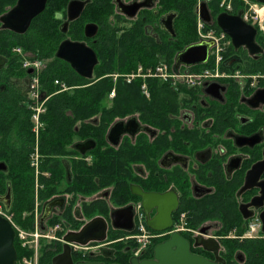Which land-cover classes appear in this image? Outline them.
<instances>
[{"label": "flooded vegetation", "instance_id": "af4514ba", "mask_svg": "<svg viewBox=\"0 0 264 264\" xmlns=\"http://www.w3.org/2000/svg\"><path fill=\"white\" fill-rule=\"evenodd\" d=\"M72 1L46 0L20 34L6 28L4 18L21 0H0V216L15 231L16 264L24 256L35 257V251L19 246L18 228L44 235L37 264H54L66 246L68 264H161L157 248L162 259L171 256L177 264V258L184 262L188 256L219 264L255 260L264 246V69H231L239 59L227 69H178L186 66L177 67V59L189 46L210 42L201 37L198 25L203 34L230 39L218 18L241 14L245 22L247 2L264 3L185 0L189 13L180 15L178 0H76L85 6L70 20ZM194 16L198 40L180 46L178 27L189 25ZM170 17L173 32L164 26ZM245 23L258 30L261 45L259 29ZM89 25L95 32H87ZM134 34H139L137 41ZM40 39L42 52L13 47ZM50 41L57 43L56 56L66 42L92 50L98 59L93 76L100 57L121 56L123 45L174 59L132 70L134 80L122 82H139L142 97L116 107L113 89L115 96L102 101V110L110 113L90 117L87 129L79 121L68 139L67 115H58L59 129L51 128L52 96L41 82ZM242 52L255 66L264 48L259 56L235 49L236 55ZM27 62L39 63V69ZM161 65L169 68L166 78L157 69ZM206 72L213 78L193 84L178 79L179 74ZM116 73L105 77L113 81L132 75ZM105 116L113 118L104 123ZM99 219L106 225L104 240L85 245L67 241ZM173 238L176 244L168 247Z\"/></svg>", "mask_w": 264, "mask_h": 264}, {"label": "trees", "instance_id": "16d2710c", "mask_svg": "<svg viewBox=\"0 0 264 264\" xmlns=\"http://www.w3.org/2000/svg\"><path fill=\"white\" fill-rule=\"evenodd\" d=\"M70 0H64L65 4L68 3ZM53 2H58V0H50ZM185 0H178V9L180 10V15L184 12L185 14L189 13L187 10V6L184 4ZM181 17V16H180ZM189 25H179L178 27V37H179V44L181 45H189L197 42V24L195 16L191 19ZM207 28V27H206ZM209 29V28H207ZM218 32L220 29L218 27L215 28ZM133 40L139 38V34L133 35ZM43 37L41 33L40 38ZM43 40L40 39L32 41V40H22L14 43L13 47L22 46L26 49L33 50L35 53L38 49L40 52L43 50ZM260 43H264V38L260 37ZM126 44V42H125ZM164 46V45H163ZM50 55H47L49 58V64L47 67V71L42 74L41 82L44 84L45 88L48 90L51 97L48 106V114L51 115V128L52 129H59L58 126V115L65 114L66 117V131L68 139L74 136V129L76 128L78 122H82L87 129L85 123L88 119L92 116L98 114H109V111H103L102 108V101L106 99L114 88V82L109 79L100 80L90 86L87 87H80L85 83L86 79L81 78L76 74V72L68 65L67 63L63 62L62 60L58 59L57 56L54 54L56 51L57 43L50 41ZM182 49V48H179ZM234 48L230 46L227 55H231L232 50ZM141 47H137V49L133 50L131 47L129 48L128 45H123L122 48V55L119 57H110V56H102L100 57V63L96 68L97 78L102 77L104 75L110 74L116 71L122 72H131L141 64L146 68L154 67L159 63H172L174 57L173 56H165L162 57H155V56H148L147 54H143L141 51ZM39 59H43V57H39ZM206 67L209 66L208 64ZM210 67V66H209ZM182 68V67H181ZM178 68V69H181ZM186 69H195L198 70L199 68L196 67H185ZM55 81H59V83H63L65 86L69 88H74L70 92H62L58 93L62 90L61 86L55 85ZM79 87V88H77ZM57 93V94H56ZM56 94V95H55ZM142 97L140 94V83L136 82L134 84L128 85L122 81L117 83V96H116V107L124 108L125 105L128 103L130 98H139ZM116 110L114 111V113ZM119 115V113H116ZM113 117H109L106 119L104 117V123L109 122L112 120ZM84 128V127H83ZM20 250V249H19ZM21 251V250H20ZM19 251V252H20ZM249 264H264V246L260 245L258 248V257L255 260H251L248 262Z\"/></svg>", "mask_w": 264, "mask_h": 264}, {"label": "water", "instance_id": "95a60500", "mask_svg": "<svg viewBox=\"0 0 264 264\" xmlns=\"http://www.w3.org/2000/svg\"><path fill=\"white\" fill-rule=\"evenodd\" d=\"M264 3V0H257ZM30 0H21L19 8L11 12L4 18L5 27L9 28L17 33L23 34L29 28V25L33 18H35L45 7L46 0H34V5L30 4ZM85 3L80 1H72L69 5L70 20L76 19L82 12ZM205 11V10H204ZM206 21H209V17H205ZM170 22L164 24L167 30L170 29L173 32L172 21L173 17L168 19ZM219 28L230 38L232 46L235 49L246 48L251 55L259 56L263 53V48L257 43L258 30L246 24L241 19V14L237 16L221 15L218 18ZM96 27L94 25L87 26V32L94 31ZM95 32V31H94ZM214 44L203 42L189 46L184 52H182L177 59V67L184 65L186 67H194L197 65H203L208 62L209 53ZM57 58L70 64L72 69L81 77L92 80L94 68L98 64V59L92 50L86 48L83 44L66 42L63 43L57 52ZM262 221L264 225V215H262ZM116 221V216L114 217ZM98 226V231L95 232ZM106 225L99 219L93 224L86 227L80 234H71L67 237L68 242H75L82 245L87 244L90 240L102 241L105 239ZM15 231L11 223L0 216V264H16L17 252L14 246ZM176 242L174 238L167 246L174 247ZM66 253L63 257L56 258L54 264H68L70 259L68 246H66ZM157 257L162 260L161 264H177L171 256L168 258L161 257V250L157 248ZM187 257V256H186ZM189 258V259H188ZM180 264H219L218 262H209L197 256H188L187 261L184 262L177 258ZM137 264V263H134ZM145 264V263H143ZM156 264V263H148ZM159 264V263H158Z\"/></svg>", "mask_w": 264, "mask_h": 264}, {"label": "built area", "instance_id": "2783aa9c", "mask_svg": "<svg viewBox=\"0 0 264 264\" xmlns=\"http://www.w3.org/2000/svg\"><path fill=\"white\" fill-rule=\"evenodd\" d=\"M247 4L249 5V9L244 15V21L248 22V23L249 22H252V23L259 22L261 29L264 30V5H262V4H250L248 2H247ZM227 9H231V4L227 5ZM201 31H202V28L201 29L199 28V33H200L201 37L204 39H207L208 41H211L214 44L212 46L211 53L214 49L219 48L221 39L225 38L224 36H218V35H215L214 33L203 34ZM219 55L220 54L215 55V61L214 62L216 63V66H218L220 61H221V58L219 57ZM210 56H211V54H210ZM26 66H35L36 69H39V63L31 64V63L27 62ZM157 69L162 70V72H163L162 78L167 77L166 71H167V69H169L167 66L161 65ZM213 76L214 75L211 72H206L202 75L179 74L178 79L181 78L182 82H185L187 84H193L198 79L213 78ZM126 78L130 82V81L134 80V75L133 74L128 75ZM56 84H59V81H56ZM63 88H64V90H67L64 86H63ZM114 96H115V90H113L110 93V97H114ZM41 238H44V235L40 234L39 232L28 233V232L23 231L19 228L17 229V241L19 242V246L21 247V249L23 251H27L29 249L35 251V257L34 258L24 256L19 264H37V259H36L37 246H38V242Z\"/></svg>", "mask_w": 264, "mask_h": 264}, {"label": "rangeland", "instance_id": "374dc122", "mask_svg": "<svg viewBox=\"0 0 264 264\" xmlns=\"http://www.w3.org/2000/svg\"><path fill=\"white\" fill-rule=\"evenodd\" d=\"M254 25H256V27L259 29V33H260L261 37L264 38V30L261 29V27L259 25V22L254 23ZM199 28L201 29L202 27L200 25H198V30H199ZM208 43H212V42L210 41ZM260 44L264 48V43L263 44L260 43ZM230 46H232V43H231L230 39H228V38L227 39H224V38L221 39L219 48L218 49H214L212 51V53H211V56H210V59H209V62H208L210 67L209 66L206 67V65H199L197 67L199 69H202V70L203 69H227V67L231 68V66H229V65H231L235 61V59H239V61H240L239 63L240 64L232 66L233 68H231V69H241V68H239L240 65H241L242 69H244L246 65H249V67H250L249 69H264V55L261 58L260 63H256V65L253 66L252 64H250L248 62V61L251 62L252 58L247 56V54L245 52H242V55H236L235 49H233L231 55H227V57H226V54L228 53V50H229ZM217 54H220L219 57L221 58V61H220L218 66H216V63L214 62L215 61V55H217ZM181 69H186V68L182 67ZM118 74H134V72L133 73L122 72V71L119 70V71H117L116 75H118ZM105 76L106 75H104V76H102L100 78L99 77L97 78V74L95 73L94 76H93V79L86 81L85 83L82 84V86L91 85V84H93V82L96 79H101V78L106 79ZM122 80H127V78H125V79L124 78H118V79L115 78V79H113V81L116 82V83H114L115 85H114L113 89L117 88V82L122 81ZM179 82H182L181 78L179 79ZM55 85L61 86L62 89H63V86H64L66 89H68L67 92H70L74 88H76V87H73V88L70 89L69 87L65 86L63 83L56 84V81H55ZM78 86L81 87V85H78ZM77 88H79V87H77ZM58 93H60V91ZM109 97H110V95L107 97V99Z\"/></svg>", "mask_w": 264, "mask_h": 264}]
</instances>
